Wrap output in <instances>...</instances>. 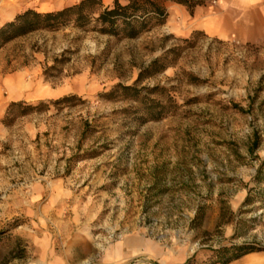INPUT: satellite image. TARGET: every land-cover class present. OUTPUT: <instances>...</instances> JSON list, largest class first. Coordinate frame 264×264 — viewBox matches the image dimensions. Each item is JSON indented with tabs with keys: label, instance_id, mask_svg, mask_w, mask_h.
Instances as JSON below:
<instances>
[{
	"label": "rangeland",
	"instance_id": "obj_1",
	"mask_svg": "<svg viewBox=\"0 0 264 264\" xmlns=\"http://www.w3.org/2000/svg\"><path fill=\"white\" fill-rule=\"evenodd\" d=\"M155 1L165 23L134 40L68 28L0 49V264H223L242 246L227 264H264V206H243L264 42L178 34ZM134 85L145 104L118 88ZM21 102L47 109L5 124Z\"/></svg>",
	"mask_w": 264,
	"mask_h": 264
},
{
	"label": "trees",
	"instance_id": "obj_2",
	"mask_svg": "<svg viewBox=\"0 0 264 264\" xmlns=\"http://www.w3.org/2000/svg\"><path fill=\"white\" fill-rule=\"evenodd\" d=\"M121 5L115 0L112 8H104L101 0H84L79 4L67 7L52 13H38L28 10L0 28V49L7 44L29 35L38 33L54 34L68 28L86 33L106 35L121 40H134L148 32L151 26H162L167 19V12L163 5L155 0H123ZM171 1L179 6H189L190 9L198 6L190 0H164ZM98 8L99 10H95ZM119 91L127 95L131 101L145 104V96L132 87H118ZM70 98H63L53 105L69 102ZM169 102L172 99L169 98ZM47 109L44 103L37 106L26 103H12L9 105L5 124H11L14 119L25 117ZM152 120L162 117L160 111L151 109L146 112ZM7 121V123H6ZM257 147V143L254 146ZM254 188L248 191L243 206L253 205L256 201L264 206V161H261L253 177ZM231 255L223 264L231 263L254 252L251 247L242 246L231 249Z\"/></svg>",
	"mask_w": 264,
	"mask_h": 264
},
{
	"label": "crops",
	"instance_id": "obj_3",
	"mask_svg": "<svg viewBox=\"0 0 264 264\" xmlns=\"http://www.w3.org/2000/svg\"><path fill=\"white\" fill-rule=\"evenodd\" d=\"M84 0H0V28L16 16L33 10L52 13L79 4ZM106 7L115 0H101ZM170 18L184 24L178 34L200 31L222 41L255 45L264 42V0H213L191 9L170 4Z\"/></svg>",
	"mask_w": 264,
	"mask_h": 264
}]
</instances>
